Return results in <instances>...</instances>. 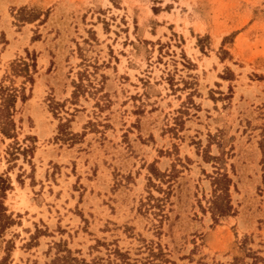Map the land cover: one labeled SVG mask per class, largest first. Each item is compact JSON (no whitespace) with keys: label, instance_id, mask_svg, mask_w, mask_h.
Listing matches in <instances>:
<instances>
[{"label":"rangeland","instance_id":"1","mask_svg":"<svg viewBox=\"0 0 264 264\" xmlns=\"http://www.w3.org/2000/svg\"><path fill=\"white\" fill-rule=\"evenodd\" d=\"M3 18L0 264H264V0H3Z\"/></svg>","mask_w":264,"mask_h":264},{"label":"trees","instance_id":"2","mask_svg":"<svg viewBox=\"0 0 264 264\" xmlns=\"http://www.w3.org/2000/svg\"><path fill=\"white\" fill-rule=\"evenodd\" d=\"M29 58V61L19 60L18 66L20 67L18 71L22 72V76L26 79V81L31 83V74L35 69L34 56L31 54L30 56L26 55ZM17 98L16 90L13 88H6L0 85V133L6 137H10L9 131L12 129L13 125L10 117V110L14 102ZM26 96L23 94L19 95L20 101H24ZM153 176L157 178H161L164 176L163 173H159L157 171H152ZM148 183H153L148 179ZM213 191L215 194L212 196L209 201V208L211 210V214L214 217L224 216L229 213L231 207L229 205L227 190L229 179L225 174H220L218 177L214 178L213 181ZM4 181L0 179V190L4 191L6 186ZM164 197L166 198L169 193V187L167 186L166 191L164 192ZM149 199V198H148ZM154 206H158V212L154 213L158 214L159 222L164 217L162 213V209H160L158 203H155ZM1 212L4 211L3 206L0 204ZM5 219L8 220V216L3 215ZM61 251V250H60ZM63 253L56 255L49 264H166L169 262L167 259L163 257V253L156 247L154 250L152 247H147L146 255L139 258H130L128 256L127 251H119L117 248L112 249L107 253V255L103 257H96L91 259L90 261H85L83 258H78L72 255V252L69 249H63Z\"/></svg>","mask_w":264,"mask_h":264},{"label":"crops","instance_id":"3","mask_svg":"<svg viewBox=\"0 0 264 264\" xmlns=\"http://www.w3.org/2000/svg\"><path fill=\"white\" fill-rule=\"evenodd\" d=\"M0 21H7L3 18V0H0ZM0 55H5L4 51L0 50Z\"/></svg>","mask_w":264,"mask_h":264}]
</instances>
